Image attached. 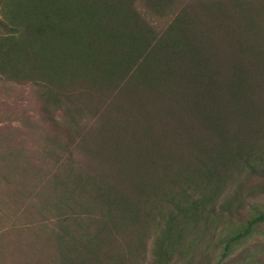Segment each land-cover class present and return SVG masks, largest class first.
Wrapping results in <instances>:
<instances>
[{"label": "trees", "instance_id": "16d2710c", "mask_svg": "<svg viewBox=\"0 0 264 264\" xmlns=\"http://www.w3.org/2000/svg\"><path fill=\"white\" fill-rule=\"evenodd\" d=\"M0 81L47 124V264L204 257L264 197V0H0Z\"/></svg>", "mask_w": 264, "mask_h": 264}, {"label": "rangeland", "instance_id": "374dc122", "mask_svg": "<svg viewBox=\"0 0 264 264\" xmlns=\"http://www.w3.org/2000/svg\"><path fill=\"white\" fill-rule=\"evenodd\" d=\"M46 127L31 89L0 81V264H47L50 247L44 248L38 238L46 234L41 227L45 218L51 227V214L38 209L40 189L50 191L51 167L43 150ZM262 211L264 197L250 200L244 221L202 231L206 256L177 264H264V225L226 249L245 220Z\"/></svg>", "mask_w": 264, "mask_h": 264}]
</instances>
